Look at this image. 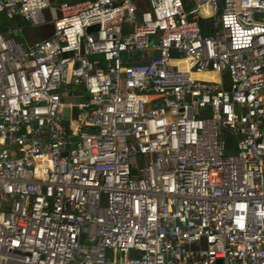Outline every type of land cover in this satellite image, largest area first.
I'll return each mask as SVG.
<instances>
[{
    "label": "built area",
    "instance_id": "2783aa9c",
    "mask_svg": "<svg viewBox=\"0 0 264 264\" xmlns=\"http://www.w3.org/2000/svg\"><path fill=\"white\" fill-rule=\"evenodd\" d=\"M2 17L0 264H264V0Z\"/></svg>",
    "mask_w": 264,
    "mask_h": 264
},
{
    "label": "crops",
    "instance_id": "0c3cea01",
    "mask_svg": "<svg viewBox=\"0 0 264 264\" xmlns=\"http://www.w3.org/2000/svg\"><path fill=\"white\" fill-rule=\"evenodd\" d=\"M50 5L57 7L62 3L67 4H79L83 2L88 1H94V0H47ZM8 24L5 18L0 19V26H5ZM13 25H16L21 28L18 36V40L26 42L28 45L39 40H43L46 38H50L52 35V28L50 26L47 27H32L30 25H24V23L17 18V20L13 23ZM32 28H38V30H32Z\"/></svg>",
    "mask_w": 264,
    "mask_h": 264
},
{
    "label": "trees",
    "instance_id": "16d2710c",
    "mask_svg": "<svg viewBox=\"0 0 264 264\" xmlns=\"http://www.w3.org/2000/svg\"><path fill=\"white\" fill-rule=\"evenodd\" d=\"M234 141H235L234 138L228 137L226 139V149H225L226 154H231L235 152Z\"/></svg>",
    "mask_w": 264,
    "mask_h": 264
},
{
    "label": "bare ground",
    "instance_id": "6f19581e",
    "mask_svg": "<svg viewBox=\"0 0 264 264\" xmlns=\"http://www.w3.org/2000/svg\"><path fill=\"white\" fill-rule=\"evenodd\" d=\"M194 77L204 78V79H211V78H214V76H213L212 74L194 75Z\"/></svg>",
    "mask_w": 264,
    "mask_h": 264
},
{
    "label": "rangeland",
    "instance_id": "374dc122",
    "mask_svg": "<svg viewBox=\"0 0 264 264\" xmlns=\"http://www.w3.org/2000/svg\"><path fill=\"white\" fill-rule=\"evenodd\" d=\"M32 30H38V28H32ZM65 116L67 117L68 116V111L66 110V112H65Z\"/></svg>",
    "mask_w": 264,
    "mask_h": 264
},
{
    "label": "water",
    "instance_id": "95a60500",
    "mask_svg": "<svg viewBox=\"0 0 264 264\" xmlns=\"http://www.w3.org/2000/svg\"><path fill=\"white\" fill-rule=\"evenodd\" d=\"M92 30H93V28L90 27V28L87 29V32H91Z\"/></svg>",
    "mask_w": 264,
    "mask_h": 264
}]
</instances>
